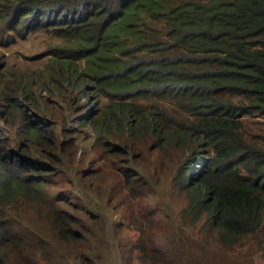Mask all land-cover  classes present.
Here are the masks:
<instances>
[{
	"label": "trees",
	"instance_id": "obj_1",
	"mask_svg": "<svg viewBox=\"0 0 264 264\" xmlns=\"http://www.w3.org/2000/svg\"><path fill=\"white\" fill-rule=\"evenodd\" d=\"M0 6L7 30L63 40L51 57L60 90L68 84L98 98L161 101L114 103L106 115L121 122L97 127L151 141L154 151H188L190 163L178 178L188 201L180 216L185 226H203L205 251L230 250L249 238L264 249V141L247 129L248 117H264V0H1ZM19 85L0 79V264L84 261L86 252L63 261L54 247L89 243L87 224L49 194L44 161L61 132L37 115L33 91ZM35 214L47 231L32 228ZM156 222L138 229L136 259L179 264L168 233L175 229L169 224L164 239L166 227ZM97 237L100 250L106 243ZM180 240L181 260H188L194 241ZM2 246L14 250L10 257Z\"/></svg>",
	"mask_w": 264,
	"mask_h": 264
},
{
	"label": "rangeland",
	"instance_id": "obj_2",
	"mask_svg": "<svg viewBox=\"0 0 264 264\" xmlns=\"http://www.w3.org/2000/svg\"><path fill=\"white\" fill-rule=\"evenodd\" d=\"M5 23L0 14V79L31 89L32 100L40 106L37 115L46 124L55 121L61 134L59 139L56 138V146L49 147L54 152L47 150L54 155L43 160L48 170L42 176L51 198L62 197L67 209L87 224L85 234L89 243L65 246L57 241L58 244H54L55 249L63 254V261L86 252L84 261L80 259L72 264H143L136 259L138 251L135 247L140 238L138 229L156 226L159 221L166 227L162 231L164 239L169 224L175 229L173 233L168 229V233L169 239L177 243L175 251L180 257L179 264H264V249L259 248L255 240L249 238L226 250L215 249L216 239L210 237L208 245L215 250L209 252L201 247L203 226L182 223L180 213L188 201L178 178L182 167L190 163L188 151L171 148L154 151L151 141L140 143L118 132H101L97 127L99 123L104 129L114 128L121 122L114 114L106 115L114 103L154 105L161 101L149 98L138 102L121 100L120 97L113 100L106 94L98 98L95 93H79L68 84L60 90L61 78L57 76L51 57L63 40L45 33L20 35L18 31L7 30ZM82 63L80 67H84ZM164 104L169 105L168 102ZM92 116L94 119L90 124L82 120ZM247 119V129L253 139L264 141V117ZM13 135L10 133L9 137ZM15 139L18 144V138ZM24 144L22 141L21 146ZM16 145L12 148L15 149ZM17 209L18 206L13 208L11 218L16 217ZM37 220L35 214L32 228L47 231L48 226ZM47 234L50 236L49 231ZM97 234H101L106 243L100 250ZM40 235L46 242L51 241L46 235ZM182 236L194 241V253L188 260H181L185 258ZM90 247H97V250L89 253L87 249ZM1 250L5 257L14 252L7 246H2Z\"/></svg>",
	"mask_w": 264,
	"mask_h": 264
}]
</instances>
